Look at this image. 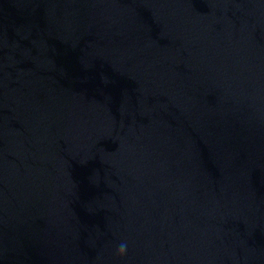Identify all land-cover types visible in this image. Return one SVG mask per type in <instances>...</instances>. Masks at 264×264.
<instances>
[{"label": "water", "instance_id": "obj_1", "mask_svg": "<svg viewBox=\"0 0 264 264\" xmlns=\"http://www.w3.org/2000/svg\"><path fill=\"white\" fill-rule=\"evenodd\" d=\"M0 264H264V0H0Z\"/></svg>", "mask_w": 264, "mask_h": 264}, {"label": "clouds", "instance_id": "obj_2", "mask_svg": "<svg viewBox=\"0 0 264 264\" xmlns=\"http://www.w3.org/2000/svg\"><path fill=\"white\" fill-rule=\"evenodd\" d=\"M126 249H127V246H126V244H121L120 246H119V248H118V254L120 255V256H124L125 254H126Z\"/></svg>", "mask_w": 264, "mask_h": 264}]
</instances>
